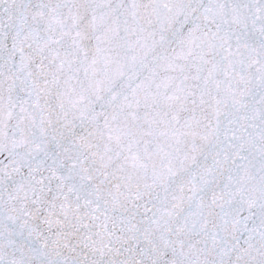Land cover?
Here are the masks:
<instances>
[{"label": "snow or ice", "instance_id": "1", "mask_svg": "<svg viewBox=\"0 0 264 264\" xmlns=\"http://www.w3.org/2000/svg\"><path fill=\"white\" fill-rule=\"evenodd\" d=\"M0 264H264V0H0Z\"/></svg>", "mask_w": 264, "mask_h": 264}]
</instances>
